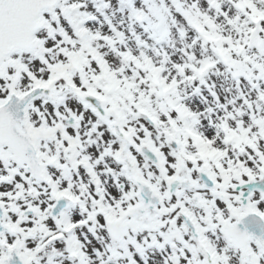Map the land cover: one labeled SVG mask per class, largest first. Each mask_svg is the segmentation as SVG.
I'll return each instance as SVG.
<instances>
[{"label":"snow or ice","instance_id":"1","mask_svg":"<svg viewBox=\"0 0 264 264\" xmlns=\"http://www.w3.org/2000/svg\"><path fill=\"white\" fill-rule=\"evenodd\" d=\"M0 264H264V0H0Z\"/></svg>","mask_w":264,"mask_h":264}]
</instances>
